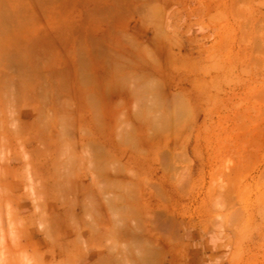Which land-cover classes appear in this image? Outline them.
<instances>
[{
    "label": "rangeland",
    "instance_id": "374dc122",
    "mask_svg": "<svg viewBox=\"0 0 264 264\" xmlns=\"http://www.w3.org/2000/svg\"><path fill=\"white\" fill-rule=\"evenodd\" d=\"M99 259L264 264V0H0V264Z\"/></svg>",
    "mask_w": 264,
    "mask_h": 264
},
{
    "label": "crops",
    "instance_id": "0c3cea01",
    "mask_svg": "<svg viewBox=\"0 0 264 264\" xmlns=\"http://www.w3.org/2000/svg\"><path fill=\"white\" fill-rule=\"evenodd\" d=\"M84 213H85V211L82 212V214H84ZM83 219H84V218H83ZM84 220H85V219H84ZM100 231L103 232L104 238L101 239V240H99V243L103 244L106 235H109L111 231L108 232V231L106 230V232H105L104 229H101V226H100ZM90 235H91V231H89V233H88V236H90ZM78 238H79V234H76V239H78ZM91 240H92V241H95L93 238H91ZM93 264H95L94 261H93ZM98 264H100V259L98 260Z\"/></svg>",
    "mask_w": 264,
    "mask_h": 264
}]
</instances>
